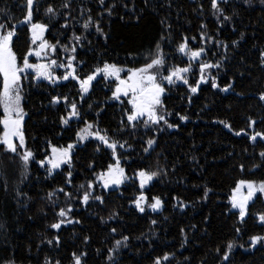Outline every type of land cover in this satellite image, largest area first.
I'll return each mask as SVG.
<instances>
[{"label": "trees", "instance_id": "trees-1", "mask_svg": "<svg viewBox=\"0 0 264 264\" xmlns=\"http://www.w3.org/2000/svg\"><path fill=\"white\" fill-rule=\"evenodd\" d=\"M218 4L219 13L211 0H34L33 22L47 25L44 39L56 45L53 58L66 63L75 56L73 66L81 78L105 62L139 68L157 44L165 59L163 74L173 66L191 68L185 74L188 84L165 87L161 114L171 128L163 121L145 126V118L129 124L128 101L113 99V83L100 77L86 94L72 80L22 81L26 115L21 130L33 157L25 171L20 154L0 144V264H75L74 254L81 264H154L158 258L160 264H264V242L251 246L249 240L264 236L257 218L264 213V195L249 206L243 222L228 203L237 181H264V139L250 138L264 133V4ZM49 6L55 15L46 13ZM0 9V23L17 24L12 47L22 63L31 44L30 25L18 23L27 14L26 0H0ZM185 41L189 49H204L197 62L179 52ZM202 63L219 67L206 69L205 82L192 93ZM54 96L61 97L59 103L51 102ZM71 103L79 116L62 124ZM85 121L93 125L90 131L118 142L116 159L95 136L78 139ZM149 139L155 141L151 147ZM13 142L19 144L16 138ZM69 144L70 165L62 163L49 174L45 157L51 156V147ZM117 160L126 178L105 188L98 177ZM142 169L158 173L144 188L136 175ZM86 191L91 195L84 203ZM141 193L146 197L143 212L135 205ZM153 197L161 200L157 210L149 207ZM69 208L66 217L58 216ZM61 220L59 229L51 227ZM228 242L234 244L231 251Z\"/></svg>", "mask_w": 264, "mask_h": 264}, {"label": "snow or ice", "instance_id": "snow-or-ice-1", "mask_svg": "<svg viewBox=\"0 0 264 264\" xmlns=\"http://www.w3.org/2000/svg\"><path fill=\"white\" fill-rule=\"evenodd\" d=\"M226 2V0H225ZM245 3H248L249 0H244ZM100 3L103 4V0H100ZM212 8L216 10V12H220L221 9L218 4V0H211ZM261 3L264 4V0H261ZM27 5V14L24 16L22 21H19V24H28L30 25L29 31L31 33V44L28 48V51L24 54L22 63L18 62V58L16 53L13 51V38L16 35L17 24L12 23L11 20H7L4 23H0V127H2V131H0V144H2L6 151L12 153H19L20 160L26 166L33 157V153L27 150L25 145V138L22 132V122L24 120V116L26 113L21 105V91H22V79L27 78V73L31 70L34 73L33 79H45L51 83H56L57 80L63 79L68 80L71 78L72 80H76L80 86L81 93H87L89 91V87L92 82L97 78L98 75H103V77L107 80L109 78H115L118 83L116 85L115 91L112 94L113 99H119L121 95L129 96L131 94V98L128 100V104L131 106L129 112L127 113V121L129 124L135 126V122L143 119V123L145 126L150 124L155 125L163 121L169 128L173 127L172 124H168L165 119V115L161 114V109L163 108V102L161 100L162 94L165 92V88L162 86V81H167L168 84H173L176 81H183V83L188 84V80L185 76L186 73L190 71L191 64L188 67H169L167 69V75H164L162 69L165 67V59L160 50V45H156L157 51L155 53H151L146 57V62L143 66L139 68H129L127 69L128 75L127 78H121L120 73L124 71L123 68L118 67L116 64H110L105 62L102 67L97 66L90 74H87L83 78L77 75V70L73 66V61L75 60V56L69 55L67 57V64L60 63L58 64L56 60H48L44 63H31L30 57L35 56L38 60L47 56L46 50H52L55 52L56 45L50 44L47 40L43 38L44 32L47 28V25L42 23L33 22V6L34 0H26ZM64 7H68L67 4ZM4 10L0 9V12ZM47 14L55 15V10L52 6H49L46 9ZM225 20H229L230 17L225 16ZM91 19L89 18L83 25L85 29L90 26ZM67 25H64L66 27ZM203 27V26H202ZM97 32H100L101 29L99 26L96 28ZM79 36H74V40L76 42L80 41ZM39 42V43H37ZM33 45L35 47H33ZM179 52L188 56L189 61L197 60L201 54L204 52L203 48L198 50L189 49L187 46V42H182L178 47ZM65 51H68L65 48ZM72 52H75V48L71 49ZM264 57V53L261 54ZM264 63V60H262ZM56 67L64 68L65 74L62 77H58L54 75V69ZM213 67H219V65H213L210 63H202L200 66L201 77L200 80L197 81V86H190V91L192 93L197 92V88L201 82H205L206 76L204 75L206 69H211ZM212 79V87L216 88L218 85L216 84L215 78ZM227 89H222V91H226ZM61 97H53L52 103H59ZM65 101H67V97H63ZM261 100H264V93H261ZM71 112L68 117H61L62 124H67L69 119L74 116H79V112L77 110V105L75 103L70 104ZM186 116H180V120H186ZM252 123H255L252 121ZM225 127H229V125L225 124ZM93 128V125L85 121V127L80 129L76 133L79 140H84L88 136H95L98 140H100L106 147L113 150V158L116 159L115 149L117 147V141L109 140L107 134H101L99 131L92 132L90 129ZM239 135V133H237ZM257 137H261L264 139V133L257 132L255 135L251 136L252 140H255ZM13 138L18 139L19 144L13 142ZM153 139H149L147 144L149 147L154 143ZM121 148L124 147L123 144L119 145ZM73 148L72 144H69L67 148H57L55 146L51 147V156L45 157L47 164L49 167V174H51L52 169H57L60 167L62 163H69L70 165V150ZM23 149L22 153L20 150ZM148 149L145 148V152ZM264 157V152L260 154ZM45 160L39 161L40 165L43 167L45 165ZM241 169H243V165H241ZM71 173H69V176ZM139 178L140 187L144 188V186L153 179V177L157 176L158 173L155 171L149 172L146 170H139L136 174ZM124 169L119 167V160H117L116 164H109L108 170L106 173H101L98 177L100 181L103 182V186L108 188L109 185H119L125 179ZM92 183L88 184V188H92ZM83 187V186H81ZM247 188V194L244 195L241 192V189ZM59 192H64V189H58ZM264 193V181L259 182L258 184L254 181L248 180H239L236 182L235 188L232 190V196L230 197L231 204L233 208L239 209V219L243 222L246 212L247 205L250 200L253 199L254 195L257 193ZM66 196H71V193L64 192ZM53 193H49L51 197ZM91 193L85 192L82 198V202L87 203L89 200ZM207 195V191L205 192ZM97 200H101V197H95ZM146 200V197L141 193L136 200V207L143 212L144 208L142 207V203ZM154 202L149 205L153 210H157L161 207V200L157 197H153ZM71 208L65 210L60 209L58 212L59 217H66L67 212H70ZM258 221L261 224H264V213L257 214ZM71 222V221H68ZM78 222V221H77ZM64 223V220H61L58 223H53L51 227L53 229H59L61 224ZM155 223V221H153ZM115 231V229H113ZM183 231V230H182ZM237 234L240 233V229H236ZM58 239V238H57ZM87 239V238H86ZM124 240H127V237H124ZM250 245L255 246L260 242H264V236L254 235L249 238ZM51 243V241H49ZM117 245L121 244V241H116ZM234 247L233 242H228L227 248L228 251ZM219 251V250H218ZM167 255L163 259H167ZM224 260L228 259V252L224 253ZM75 264H81L80 256H76L74 254ZM11 264V262H9ZM48 264V261L45 262ZM57 264L59 262L57 261ZM154 264H160V259L158 258Z\"/></svg>", "mask_w": 264, "mask_h": 264}, {"label": "rangeland", "instance_id": "rangeland-1", "mask_svg": "<svg viewBox=\"0 0 264 264\" xmlns=\"http://www.w3.org/2000/svg\"><path fill=\"white\" fill-rule=\"evenodd\" d=\"M29 34H30V41H31V33H30V31H29ZM44 35H45V32H44ZM44 35H43V38H44ZM37 43H39V42H37ZM33 47H35V46L33 45ZM46 51H47V56H46V57H43V58H41V59L38 60L35 56H33V57H30V62H31V63H38V62H40V63H44V62H47L48 60H55V59L53 58V51L50 50V49H49V50H46ZM198 59H199V58H198ZM198 59L195 60V61H191V62H197ZM186 60L189 61L188 56H186ZM57 63L60 64V63H63V62H60V63H59V62L57 61ZM63 64H67V62H66V63H63ZM123 69H124V68H123ZM64 74H65V69H64V68L56 67V68L54 69V75H55V76L62 77ZM26 75H27V78H25V79H28L29 77H31V78L33 79L34 73H32L31 70H29V72H28ZM127 75H128L127 69H124V71H122V72L120 73L121 78H124V79L127 78ZM164 75H167V72L164 73ZM99 77H100V78H103L104 80H106V79L103 77L102 74L97 76V78H99ZM97 78H96V79H97ZM25 79H22V81L25 80ZM70 80H72V79H71V78H69L68 80L59 79V80H57L56 83H51V82H49L48 80H45V79H43V78H41V79H33L34 82H40V81H41V82H46V83H49V84H61V83H64V82H67V81H70ZM72 81L77 82L76 80H72ZM106 81H108V82H112V83H113V92H114V91H115V88H116V85H117V83H118V81H117L115 78H109V79H107ZM176 82H181V81H176ZM169 85H171V84H168L167 81H162V86H163L164 88H165L166 86H169ZM21 87H22V84H21ZM83 94H86V93H83ZM164 94H165V92L162 94L161 99H162V97H163ZM21 96H22V95H21ZM130 98H131V94H129V96L121 95L120 98H119L118 100H120V99H125V100L128 101ZM115 100H117V99H115ZM262 101H264V100H262ZM21 105H22V100H21ZM1 111H2V110H1ZM247 191H248L247 188H243V189H241V192H242L244 195L247 194ZM259 195L263 196L264 193L257 192V193L254 195L253 199L250 200V201L248 202V205H247V212H248V208H249V206L254 202V200H255ZM231 196H232V192H231L230 197H231ZM230 197H229V200H228L230 211H232V212H236V213L239 215V209H238V208H233V207H232ZM135 205H136V204H135ZM247 212H246V215H247Z\"/></svg>", "mask_w": 264, "mask_h": 264}, {"label": "water", "instance_id": "water-1", "mask_svg": "<svg viewBox=\"0 0 264 264\" xmlns=\"http://www.w3.org/2000/svg\"><path fill=\"white\" fill-rule=\"evenodd\" d=\"M116 185H109V188H111V187H115Z\"/></svg>", "mask_w": 264, "mask_h": 264}]
</instances>
